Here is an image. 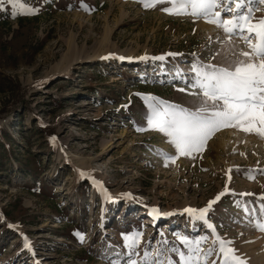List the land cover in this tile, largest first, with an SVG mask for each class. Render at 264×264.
I'll list each match as a JSON object with an SVG mask.
<instances>
[{
  "label": "rangeland",
  "instance_id": "1",
  "mask_svg": "<svg viewBox=\"0 0 264 264\" xmlns=\"http://www.w3.org/2000/svg\"><path fill=\"white\" fill-rule=\"evenodd\" d=\"M168 6L0 0V264H140L157 248L187 255L180 236L207 237L206 252L217 234L247 264L264 263V231L255 227L264 222V138L225 128L192 158L164 134L136 130L147 127L144 96L195 110L200 98L178 91L192 64L227 67L232 52L248 50L237 35L167 14ZM253 15L264 18V5ZM226 185L231 192L209 213L215 233L184 212ZM152 208L161 215L145 223ZM137 231L133 253L124 235ZM213 261L221 264L215 253Z\"/></svg>",
  "mask_w": 264,
  "mask_h": 264
},
{
  "label": "snow or ice",
  "instance_id": "2",
  "mask_svg": "<svg viewBox=\"0 0 264 264\" xmlns=\"http://www.w3.org/2000/svg\"><path fill=\"white\" fill-rule=\"evenodd\" d=\"M138 2L146 9L167 3L169 6L162 9L165 13L191 16L194 21L203 19L223 29L228 34L229 40L233 35H237L248 50L239 53L232 52L236 58L230 61L227 67L212 63L192 64L191 71L194 76L191 79H185L186 87L179 88L178 91L200 98L201 103L195 110L151 95L144 96L148 110L147 127H138L136 130L158 131L169 138L179 156L192 158H195L194 154L205 150L208 141L216 132L225 128H235L264 138V18H256L253 15L254 5H264V0H138ZM9 3L17 5L20 0H9ZM34 11V9H26L25 14ZM167 55L174 57L182 54L170 52ZM165 58V56H157L151 59L164 60ZM140 59L146 60L149 57L145 56ZM176 159L177 156L174 155L165 156V166L169 161L174 163ZM259 171L264 173V169ZM231 172L232 169L229 168L226 173L229 182L232 179ZM247 175L249 179H255L252 170ZM93 183L106 193L102 182L93 179ZM230 192L231 190L226 185L225 189L210 200L205 207L199 209L189 207L184 209V212L192 220L202 222L207 229L215 233L216 228L210 222L209 213L214 210L213 206ZM126 195L131 198V194ZM240 195L254 194L241 193ZM259 198L264 200V195ZM261 208L264 211V205ZM150 215L155 219L161 213L158 208H152ZM255 227L264 231V222H258ZM77 235L80 236L79 233ZM142 236V231L124 235L126 247L135 253L140 246ZM80 239L83 240V236H80ZM206 239L207 237H201L191 240L187 236H180L178 240L187 248V255L176 246L157 248L154 251H145L140 264H176L167 255L168 252L176 253L180 264H207L213 253L220 259L221 264H247L236 254L237 250L230 247L232 242L225 241L218 234L213 241V245L218 246L210 247L204 252L201 244ZM162 243L166 245L167 241H162ZM25 247H30V245L26 243ZM130 264H138V262L132 260ZM213 264L216 262L213 261Z\"/></svg>",
  "mask_w": 264,
  "mask_h": 264
},
{
  "label": "bare ground",
  "instance_id": "3",
  "mask_svg": "<svg viewBox=\"0 0 264 264\" xmlns=\"http://www.w3.org/2000/svg\"><path fill=\"white\" fill-rule=\"evenodd\" d=\"M147 219H148V218H147ZM152 219H154L153 216H152V217H149V219L146 220V221H144V222H145V223L153 222ZM150 220H151V221H150ZM155 222H156V221H155ZM151 224H152V223H151ZM262 257H263V256H262ZM262 264H264V263H262Z\"/></svg>",
  "mask_w": 264,
  "mask_h": 264
}]
</instances>
